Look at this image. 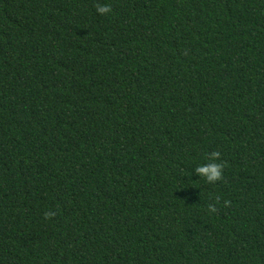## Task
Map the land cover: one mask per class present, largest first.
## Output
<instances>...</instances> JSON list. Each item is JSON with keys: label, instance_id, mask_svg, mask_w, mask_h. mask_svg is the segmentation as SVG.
I'll use <instances>...</instances> for the list:
<instances>
[{"label": "trees", "instance_id": "obj_1", "mask_svg": "<svg viewBox=\"0 0 264 264\" xmlns=\"http://www.w3.org/2000/svg\"><path fill=\"white\" fill-rule=\"evenodd\" d=\"M0 264H264V0H0Z\"/></svg>", "mask_w": 264, "mask_h": 264}, {"label": "clouds", "instance_id": "obj_2", "mask_svg": "<svg viewBox=\"0 0 264 264\" xmlns=\"http://www.w3.org/2000/svg\"><path fill=\"white\" fill-rule=\"evenodd\" d=\"M95 8H96V12L100 15H106L111 12L110 5L106 3L97 2L95 5ZM217 155H219V153L217 152L211 153L212 157H216ZM221 169H222L221 163L213 160L212 163L199 165L195 170L197 173L204 176L208 181L211 182V181H216V180L221 179ZM52 214L53 213L50 211H45L44 217L47 218L48 216H51Z\"/></svg>", "mask_w": 264, "mask_h": 264}]
</instances>
